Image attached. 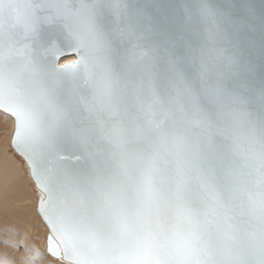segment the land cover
I'll use <instances>...</instances> for the list:
<instances>
[{
  "label": "snow or ice",
  "instance_id": "obj_1",
  "mask_svg": "<svg viewBox=\"0 0 264 264\" xmlns=\"http://www.w3.org/2000/svg\"><path fill=\"white\" fill-rule=\"evenodd\" d=\"M0 119L20 264H264V6L0 0Z\"/></svg>",
  "mask_w": 264,
  "mask_h": 264
},
{
  "label": "bare ground",
  "instance_id": "obj_2",
  "mask_svg": "<svg viewBox=\"0 0 264 264\" xmlns=\"http://www.w3.org/2000/svg\"><path fill=\"white\" fill-rule=\"evenodd\" d=\"M4 129L8 131V135H0V253L7 251L14 264H20L24 249L17 251L3 241L19 240L21 235L27 234L32 238L30 243L34 242L35 246L43 248L42 236L46 230L37 216L38 189L33 185L28 170L19 161V157L9 159L14 124H8ZM14 233L20 235H13Z\"/></svg>",
  "mask_w": 264,
  "mask_h": 264
},
{
  "label": "water",
  "instance_id": "obj_3",
  "mask_svg": "<svg viewBox=\"0 0 264 264\" xmlns=\"http://www.w3.org/2000/svg\"><path fill=\"white\" fill-rule=\"evenodd\" d=\"M161 2H164V0H161ZM221 3H227V0H220ZM251 3L256 5L257 9H259L261 6H264V0H250Z\"/></svg>",
  "mask_w": 264,
  "mask_h": 264
},
{
  "label": "rangeland",
  "instance_id": "obj_4",
  "mask_svg": "<svg viewBox=\"0 0 264 264\" xmlns=\"http://www.w3.org/2000/svg\"><path fill=\"white\" fill-rule=\"evenodd\" d=\"M8 126V125H7ZM6 125H5V123L3 122V120L2 119H0V135H3L4 134V136L6 137L7 135H8V131L6 130V129H4V128H6L7 127ZM45 234V233H44ZM44 237V235L42 236V238ZM37 240H39V239H37Z\"/></svg>",
  "mask_w": 264,
  "mask_h": 264
}]
</instances>
